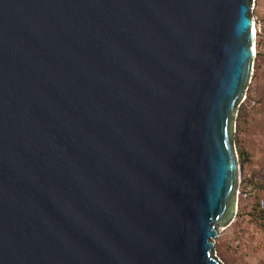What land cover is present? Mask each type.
<instances>
[{
    "label": "water",
    "instance_id": "1",
    "mask_svg": "<svg viewBox=\"0 0 264 264\" xmlns=\"http://www.w3.org/2000/svg\"><path fill=\"white\" fill-rule=\"evenodd\" d=\"M254 0H0V264H225Z\"/></svg>",
    "mask_w": 264,
    "mask_h": 264
},
{
    "label": "rangeland",
    "instance_id": "2",
    "mask_svg": "<svg viewBox=\"0 0 264 264\" xmlns=\"http://www.w3.org/2000/svg\"><path fill=\"white\" fill-rule=\"evenodd\" d=\"M257 54L246 97L235 121L234 142L241 163L237 212L216 239L225 264H264V236L254 239L251 220L264 193V0H254Z\"/></svg>",
    "mask_w": 264,
    "mask_h": 264
},
{
    "label": "built area",
    "instance_id": "3",
    "mask_svg": "<svg viewBox=\"0 0 264 264\" xmlns=\"http://www.w3.org/2000/svg\"><path fill=\"white\" fill-rule=\"evenodd\" d=\"M240 190H238V195ZM254 229V239H263L264 236V193L260 195L257 201V209L253 211V217L251 218Z\"/></svg>",
    "mask_w": 264,
    "mask_h": 264
},
{
    "label": "bare ground",
    "instance_id": "4",
    "mask_svg": "<svg viewBox=\"0 0 264 264\" xmlns=\"http://www.w3.org/2000/svg\"><path fill=\"white\" fill-rule=\"evenodd\" d=\"M254 32H255V39H256V36H257V26H256V23L254 25ZM254 48H255V53H257L256 40L254 42Z\"/></svg>",
    "mask_w": 264,
    "mask_h": 264
}]
</instances>
